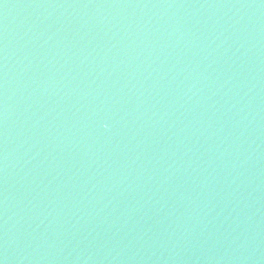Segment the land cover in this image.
I'll return each mask as SVG.
<instances>
[{
  "label": "water",
  "instance_id": "1",
  "mask_svg": "<svg viewBox=\"0 0 264 264\" xmlns=\"http://www.w3.org/2000/svg\"><path fill=\"white\" fill-rule=\"evenodd\" d=\"M0 264H264V0H0Z\"/></svg>",
  "mask_w": 264,
  "mask_h": 264
}]
</instances>
